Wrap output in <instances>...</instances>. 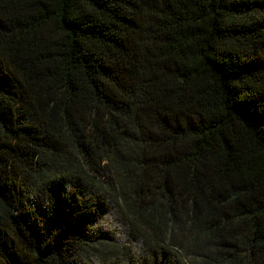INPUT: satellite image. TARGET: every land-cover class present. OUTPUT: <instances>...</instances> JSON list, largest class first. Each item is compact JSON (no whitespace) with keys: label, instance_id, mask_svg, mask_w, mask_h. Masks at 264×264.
<instances>
[{"label":"trees","instance_id":"1","mask_svg":"<svg viewBox=\"0 0 264 264\" xmlns=\"http://www.w3.org/2000/svg\"><path fill=\"white\" fill-rule=\"evenodd\" d=\"M0 264H264V0H0Z\"/></svg>","mask_w":264,"mask_h":264},{"label":"rangeland","instance_id":"2","mask_svg":"<svg viewBox=\"0 0 264 264\" xmlns=\"http://www.w3.org/2000/svg\"><path fill=\"white\" fill-rule=\"evenodd\" d=\"M108 207L109 209L106 211L104 216V232L111 240L121 244H127V248L131 250L133 245L129 244L126 240L127 230L125 226L122 224L119 218L115 216L114 207H112L111 204Z\"/></svg>","mask_w":264,"mask_h":264}]
</instances>
